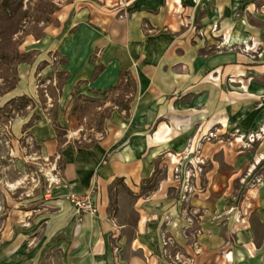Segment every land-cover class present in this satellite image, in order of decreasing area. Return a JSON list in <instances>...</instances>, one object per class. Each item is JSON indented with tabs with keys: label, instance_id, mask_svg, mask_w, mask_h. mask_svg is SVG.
I'll list each match as a JSON object with an SVG mask.
<instances>
[{
	"label": "crops",
	"instance_id": "crops-1",
	"mask_svg": "<svg viewBox=\"0 0 264 264\" xmlns=\"http://www.w3.org/2000/svg\"><path fill=\"white\" fill-rule=\"evenodd\" d=\"M262 6L264 0H71L55 25L21 45L19 54L29 55L16 65L0 107L28 101L11 109L17 113L0 137V164L9 168L31 138L66 181L61 192L90 193L97 213L77 218L69 201L55 197L39 209L35 202L11 211L3 219L0 264H169L162 232L174 241L172 254L192 264H264V183L253 190L241 184L252 152L203 144L204 189L190 200L201 217L191 228L200 231L195 246L182 234L188 223L169 162L200 134L237 128L245 138L264 124V99L256 101L264 98ZM222 34L229 47L213 51ZM251 44L260 50L241 51ZM246 76L252 81L243 95L228 80ZM120 82L132 84L130 94L111 92ZM119 96L128 103L118 106ZM108 98H116L111 107ZM76 104L87 109L74 112ZM90 109H106V116L85 139L76 132ZM6 120L0 118V134ZM54 123L64 131L60 138Z\"/></svg>",
	"mask_w": 264,
	"mask_h": 264
},
{
	"label": "rangeland",
	"instance_id": "rangeland-1",
	"mask_svg": "<svg viewBox=\"0 0 264 264\" xmlns=\"http://www.w3.org/2000/svg\"><path fill=\"white\" fill-rule=\"evenodd\" d=\"M70 1L71 0H21V10L26 13V16L19 23V31L15 34H4L0 37V96L15 82V70L17 62L19 61L16 56L21 50V45H23L26 41H32V39L37 38L38 35L41 36L43 34V30L49 25H55L56 17L59 15V11ZM51 6H53L52 11H50ZM261 8H264V6ZM192 31L195 33L197 29L193 28ZM221 36L219 38V42ZM218 44L213 47V51L228 47L225 46L218 48ZM259 50V47H255L253 52ZM255 55L259 54L257 53ZM208 80L217 82L219 77L218 75L213 77V74H209ZM228 81L238 87L239 90L236 92L246 95L247 93L245 92L247 91L249 83L252 81V77L246 76L242 77L241 80L230 79ZM108 99L109 100L107 102L111 103V105H109V107H111L116 101V98L114 101H111L110 98ZM262 99H264L263 96L257 97L256 101L258 106H260L259 101ZM48 113L50 117L51 114L50 112ZM10 116L11 114L4 117L8 120ZM105 116L106 109L105 111H95L94 109H90L84 115V121L82 120V122L84 129L83 136L85 139H92L94 133L101 129V123ZM223 124L224 126L222 128L226 129V122ZM229 130L230 131H228V133L226 132L224 134H221L217 130L211 131L217 134L218 139H213L206 143L223 144L229 148L235 147L237 152L246 151L248 153L251 151L253 154L251 159L252 164L247 168L244 178L245 181L242 179L241 184H244L247 189L253 190L257 185L264 183V152L261 151L264 149V124L258 126L255 131L247 132L245 138L243 135L237 136L239 129L232 128ZM208 133L209 132H206L205 134ZM200 135L203 136L204 134ZM252 135L255 139L253 142H249L248 138ZM237 139L241 140V142L237 141ZM22 147L26 148L25 153H23L24 155L16 158L13 163H7V167L9 165V168L4 169L3 165L5 164H3V161H1L0 164V241L3 229V219H5V216L7 218L8 215L12 214L11 211H26L31 208L29 205L35 202L39 203L36 206H32L38 209L41 208L45 199H47L45 197L47 188L46 178H52V175H54L52 171L54 165L52 158H43L39 156V154L35 151L36 146L34 143L32 147H28L25 144H23ZM15 161L20 162L18 163V166ZM254 163H256V165L253 168L252 165ZM58 166L59 164L56 165V167ZM5 198L12 200L7 201ZM15 203L21 204L15 207ZM232 210L233 208H231L229 212ZM245 218L246 216L244 219ZM245 221L247 224V220Z\"/></svg>",
	"mask_w": 264,
	"mask_h": 264
},
{
	"label": "built area",
	"instance_id": "built-area-1",
	"mask_svg": "<svg viewBox=\"0 0 264 264\" xmlns=\"http://www.w3.org/2000/svg\"><path fill=\"white\" fill-rule=\"evenodd\" d=\"M119 18H125L124 14H120ZM217 26L212 28V32L216 31ZM196 34L202 36V32L196 31ZM228 40L226 35L223 34L221 36L220 42L218 44V48L227 47ZM229 47V46H228ZM254 44L250 46H243L241 51L248 53L254 51ZM53 60H57L56 57H53ZM36 89H41L42 94L45 98H47L46 87L41 84H37ZM51 106V105H50ZM17 111L11 110L10 113H4V116L7 117L9 114L11 116L6 120L3 126V132L0 134L1 136H8L9 133V124L11 122V117L15 116ZM84 129L79 128L76 133L83 132ZM213 139H218L217 134L215 132H209L208 134H204L199 137L197 140L189 142L186 147L178 153L172 154L169 157V162L171 164V185L172 189L178 195L179 202L181 204V215L187 221L188 225L183 228L182 234L185 239L192 242V245L195 246V237L200 232L199 229L195 228L191 230L192 226H195L200 221V216L196 209L190 206V200L194 197H198L203 193L204 183L202 178L204 177L206 171L207 160L203 156L202 147L206 142H210ZM249 142L254 141V136H250ZM85 140V139H84ZM237 141H240L237 139ZM4 144H8V140H5ZM25 144L32 147V139L26 138ZM52 178H46L47 188L45 197L47 199L55 198H63L70 202L72 205L74 215L79 218L82 215H95L97 213V208L92 201V195L90 193L87 194H79L74 193L70 190L67 192H61L62 189H69L66 181L61 178L59 175L54 174ZM243 222L242 216H239L236 220L237 223ZM161 245L163 247V257H165L169 264H192V259L185 257L181 253L172 254L171 249L175 247L173 239L168 236L165 232L161 233ZM173 255V256H172ZM149 258H152V253L148 254Z\"/></svg>",
	"mask_w": 264,
	"mask_h": 264
},
{
	"label": "trees",
	"instance_id": "trees-1",
	"mask_svg": "<svg viewBox=\"0 0 264 264\" xmlns=\"http://www.w3.org/2000/svg\"><path fill=\"white\" fill-rule=\"evenodd\" d=\"M21 3H22L21 0H0V37H2L4 34H15L19 31L20 29L19 23L26 16V13L22 12L21 10L22 9ZM52 9H53V6H51L50 11H52ZM39 37L40 36L38 35L37 39ZM28 55L29 54H17L16 57L19 59L17 64L26 61ZM119 78L122 81L124 79V74L120 73ZM15 82H16V79H15ZM15 82L11 86H9L7 91L11 90L14 87ZM117 90L121 91L122 94L128 93V92L130 94V92L133 90V86L130 83L122 85V83L120 82L119 85L111 89V92H114ZM27 101L28 99L26 97H22V98H19V100L16 102L13 101V102L8 103L4 107H0V118L3 116L4 113H7V114L10 113L11 109H15V110L23 109ZM116 102L118 106H123L128 103V99H125L124 97L119 96ZM82 105L76 104L73 111L74 112L85 111V109L87 108H85V106L83 107ZM53 120H55V115L53 116ZM54 127H55V132L58 138L64 135V131L57 124L54 123Z\"/></svg>",
	"mask_w": 264,
	"mask_h": 264
}]
</instances>
